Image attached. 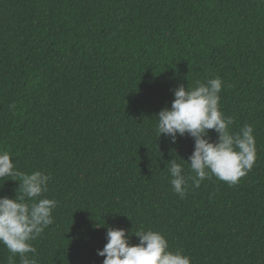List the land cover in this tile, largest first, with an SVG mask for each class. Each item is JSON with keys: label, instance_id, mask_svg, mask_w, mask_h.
<instances>
[{"label": "trees", "instance_id": "1", "mask_svg": "<svg viewBox=\"0 0 264 264\" xmlns=\"http://www.w3.org/2000/svg\"><path fill=\"white\" fill-rule=\"evenodd\" d=\"M217 76L256 161L235 185L212 176L181 198L166 166L194 175L195 141L158 137L156 117L176 87ZM0 150L49 175L58 201L32 241L38 264H103L108 227L132 245L159 231L191 264H264V0H0ZM19 183L0 180V196ZM0 264L20 257L0 243Z\"/></svg>", "mask_w": 264, "mask_h": 264}, {"label": "clouds", "instance_id": "2", "mask_svg": "<svg viewBox=\"0 0 264 264\" xmlns=\"http://www.w3.org/2000/svg\"><path fill=\"white\" fill-rule=\"evenodd\" d=\"M223 83L217 76L198 82L193 88L176 87L171 107L163 108L156 117L158 137L164 134L175 142L177 135L188 134L195 141L188 161L182 159L190 165L194 175H185L183 165L175 159L166 166L172 189L181 198L189 187L198 188L212 176L230 186L235 185L255 164L253 127L244 124L233 132L232 117H226L221 111ZM209 130L218 134L216 141L210 139ZM5 177L20 182L21 194L14 198L0 196V243L14 256L19 255L20 264H38L37 249L32 241L53 223V210L58 207L56 199L44 195L49 191L50 177L41 171L30 174L19 171L11 154L0 150V180ZM132 233L124 228L108 227L107 243L97 252L104 257L103 264H191L189 256L170 249L161 232L136 231L134 234L139 237V243L135 245L129 243Z\"/></svg>", "mask_w": 264, "mask_h": 264}]
</instances>
